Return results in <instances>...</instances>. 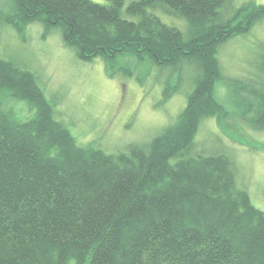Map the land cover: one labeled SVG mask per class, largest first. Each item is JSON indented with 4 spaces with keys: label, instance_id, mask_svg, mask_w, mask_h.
<instances>
[{
    "label": "trees",
    "instance_id": "16d2710c",
    "mask_svg": "<svg viewBox=\"0 0 264 264\" xmlns=\"http://www.w3.org/2000/svg\"><path fill=\"white\" fill-rule=\"evenodd\" d=\"M9 1L2 23L58 29L79 59L100 58L111 75L132 74L115 67L121 55L176 72L165 95L183 77L191 90L174 122L107 154L79 146L35 75L0 58V96L34 110L16 122L0 107V264H264V213L237 186L232 158L195 140L203 118L227 114L213 94L220 46L264 20V4L130 0L123 11L125 0ZM254 81L233 84L240 117L260 130L264 87Z\"/></svg>",
    "mask_w": 264,
    "mask_h": 264
},
{
    "label": "rangeland",
    "instance_id": "374dc122",
    "mask_svg": "<svg viewBox=\"0 0 264 264\" xmlns=\"http://www.w3.org/2000/svg\"><path fill=\"white\" fill-rule=\"evenodd\" d=\"M129 1H124L123 11ZM245 3L259 5L264 0L231 2L234 7ZM9 4V0H0V18ZM153 10L162 22L186 29L184 18L168 15L161 8ZM217 57L222 78L215 82L213 94L227 114L221 121L217 117L202 119L195 135L197 150L226 152L234 162L237 186L264 213V129H254L240 117L233 84L252 79L264 87V20L250 32L223 43ZM0 58L35 75L55 118L79 146L96 147L107 154H116L130 143H145L174 122L191 90L188 78L183 77L181 86L168 88L165 95L168 83L176 84V72L169 74L166 68L138 62L129 55L119 56L115 67L132 74L118 71L111 75L100 58L79 59L73 48L63 44L58 29L45 30L39 22L21 29L0 22ZM0 107L16 122L27 121L34 114L26 101L3 95Z\"/></svg>",
    "mask_w": 264,
    "mask_h": 264
}]
</instances>
